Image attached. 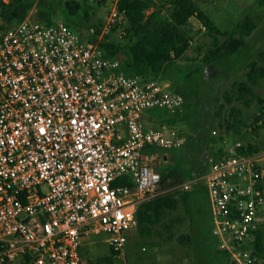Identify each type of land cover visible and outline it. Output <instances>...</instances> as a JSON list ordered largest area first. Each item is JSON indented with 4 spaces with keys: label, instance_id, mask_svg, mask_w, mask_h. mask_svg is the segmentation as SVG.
Listing matches in <instances>:
<instances>
[{
    "label": "built area",
    "instance_id": "1",
    "mask_svg": "<svg viewBox=\"0 0 264 264\" xmlns=\"http://www.w3.org/2000/svg\"><path fill=\"white\" fill-rule=\"evenodd\" d=\"M124 24L115 5L102 33ZM84 40L37 6L11 26L0 17V264H84V240L102 233L123 255L137 208L160 191L147 149L183 144L146 118L182 108L184 97L126 74L99 41ZM242 145L211 158L201 178L227 264H255L251 246L264 223L263 163L239 153Z\"/></svg>",
    "mask_w": 264,
    "mask_h": 264
},
{
    "label": "rangeland",
    "instance_id": "2",
    "mask_svg": "<svg viewBox=\"0 0 264 264\" xmlns=\"http://www.w3.org/2000/svg\"><path fill=\"white\" fill-rule=\"evenodd\" d=\"M79 1L86 2L91 11L89 20H84V15L80 13L76 16L83 21V25L80 27V32L75 31L85 36L84 41L88 42L86 39L90 37L88 33L94 29L95 41L102 42L108 34L102 33L103 27L108 21L111 9L118 5V0H107L102 4L96 3L97 0ZM156 1L166 5L172 0ZM194 1L223 31L232 30L246 14L254 17L257 27L247 38L240 54L224 58L207 67L209 74L202 81L203 110L183 106L160 117L155 114L146 118L149 127L162 129L168 133L174 131L184 140L180 148L155 149L154 152H148V155L150 165L158 171L176 170L180 173L184 180V184L180 185L181 195L186 192L190 195L188 212L181 200L177 210L171 212L165 220V222H174L173 232H166L161 225L154 227L152 235L155 236L156 245L145 241L138 229H131L128 232V242L123 255H112L106 233L86 239L82 247L84 264L98 262L108 264L105 258H111L113 264H227L228 262L223 261L217 239L211 232L212 206L205 182L201 179L204 172L208 171L209 165L202 154L208 157L210 163L211 158L228 153L238 141L242 142L239 138H243L245 143H255L262 148L261 152H264V112L261 114L264 108V79L261 80V85L255 88L257 97L249 94L240 96L239 91V84L246 80L250 62L257 59L259 52L264 51V6H260V0ZM63 15L64 13L58 10L55 21L69 23ZM192 23L194 29L201 30V33L187 54L178 62L177 68L184 70V74L190 66L202 62L205 44L211 42V38L205 35L204 23L198 19H193ZM97 29L100 30L98 33ZM117 33L123 36L121 31ZM199 45H204V49L199 51ZM160 82L172 90L177 79L171 76ZM211 83L219 90L218 92L210 87ZM233 107L242 111V115L237 117L247 124L241 136L226 131L225 120ZM260 114L262 117L257 122ZM255 125L258 127L255 128ZM193 134H196L195 140L192 138ZM154 156L155 158L152 159ZM187 185L189 187H186ZM156 230H160V234ZM170 235L172 238L168 239ZM182 236H189L190 241L183 244ZM253 248L254 243L251 246L252 251Z\"/></svg>",
    "mask_w": 264,
    "mask_h": 264
},
{
    "label": "trees",
    "instance_id": "3",
    "mask_svg": "<svg viewBox=\"0 0 264 264\" xmlns=\"http://www.w3.org/2000/svg\"><path fill=\"white\" fill-rule=\"evenodd\" d=\"M106 1L97 0L96 3L102 4ZM0 4V17L4 26L21 22L30 10L37 6L48 23H54L58 10H61L64 13L63 17L69 21V26L79 32L83 21L76 16L80 13L84 15V20H89L91 11L86 2L79 0H68L67 2L62 0H0ZM259 4L264 6V0H260ZM118 5L121 10L125 11L123 36L117 33V28L109 32L99 43L104 54L117 59L126 74L138 77L142 81H164L174 76L177 82L173 85L172 90L184 97L183 106L185 108L203 110L202 81L209 74L207 67L224 58L240 54L246 45L247 38L253 34L257 27L254 17L246 14L232 30L223 31L198 7L194 0H172L166 5H162L156 0H118ZM193 19L201 20L204 23L205 35L211 38V42L205 44L202 62L190 66L184 74V70L177 68L178 62L187 54L201 33V30L194 29ZM99 31L97 29V33ZM95 36L96 33L93 37L86 39L93 43ZM203 47L204 45H199V51L204 49ZM262 79H264V51L259 52L257 59L250 62L246 80L239 84L240 96L249 94L257 97L255 88L261 85ZM210 87L214 88L215 92L219 91L213 83L210 84ZM260 101L262 100L260 99ZM168 112L170 111L155 109L152 114L160 117ZM263 112L264 108H262L261 114ZM261 114L257 117V122L261 119ZM240 115H242V111L233 107L229 117L225 120L228 133L234 132L237 136H241L243 128L247 127V124L238 119L237 116ZM251 128L254 130L253 127ZM192 138L195 140L196 136L193 134ZM239 139L242 140L243 145L237 151L241 154H258L262 150L255 143H245L243 138ZM150 151L154 152L155 149H147V152ZM202 157L209 165L208 157L205 154H202ZM160 173L159 194L142 203L136 211L138 220L136 229L142 236H151L154 227L158 225H161L166 232H173L174 222H165V220L171 212L177 210L181 200L188 212L190 195L189 192L181 195L182 187L180 185L184 184V180L180 173L176 170L160 171ZM121 183L130 185L131 181L120 179L117 184ZM156 231L160 234V230ZM182 237L183 244L190 241L189 236ZM169 238H172V235ZM219 251L223 261H228V253ZM253 254L257 258L255 264H264V223L255 233ZM105 260L108 264H113L111 258H105Z\"/></svg>",
    "mask_w": 264,
    "mask_h": 264
},
{
    "label": "crops",
    "instance_id": "4",
    "mask_svg": "<svg viewBox=\"0 0 264 264\" xmlns=\"http://www.w3.org/2000/svg\"><path fill=\"white\" fill-rule=\"evenodd\" d=\"M259 154V156L261 157V160H262V163H263V167H264V152H259L258 153ZM163 237V236H162ZM162 237H159V238H161L162 239ZM165 238V237H164ZM167 238V237H166ZM143 239L145 240V241H149V242H151V243H154L155 245H156V242H155V236L154 235H151V236H143Z\"/></svg>",
    "mask_w": 264,
    "mask_h": 264
},
{
    "label": "water",
    "instance_id": "5",
    "mask_svg": "<svg viewBox=\"0 0 264 264\" xmlns=\"http://www.w3.org/2000/svg\"><path fill=\"white\" fill-rule=\"evenodd\" d=\"M194 135H196V134H194Z\"/></svg>",
    "mask_w": 264,
    "mask_h": 264
}]
</instances>
